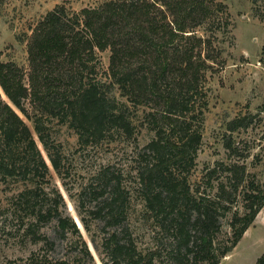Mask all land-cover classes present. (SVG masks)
Returning <instances> with one entry per match:
<instances>
[{
    "label": "trees",
    "instance_id": "16d2710c",
    "mask_svg": "<svg viewBox=\"0 0 264 264\" xmlns=\"http://www.w3.org/2000/svg\"><path fill=\"white\" fill-rule=\"evenodd\" d=\"M213 1L107 0L71 14L57 6L29 41V88L15 64L0 61V87L9 100L0 92V180L31 185L15 198L33 219L27 231L55 221L57 233L77 235L90 257L76 223L61 209L65 204L58 190L52 191L50 204L39 206L48 200L50 167L19 113L32 121L61 179L68 170L48 122L74 129L83 147L115 137L131 140L138 124L153 132L143 145L134 139L132 172L102 165L76 194L84 229L89 231L93 221L102 226L101 242L95 243L102 264H221L236 247L264 207V185L247 182L244 164L208 167L199 185L189 183L208 109L206 71L218 57L212 42L195 36L188 25L215 18ZM106 49L111 51L108 86L116 87L122 100L100 78L97 51ZM30 96L33 113L26 108ZM247 124L236 119L228 129ZM225 144L231 148L229 141ZM239 196L243 212L233 210ZM134 198L153 228L146 248L133 237L129 208ZM228 213L231 238L220 245L221 220ZM256 264H264V254Z\"/></svg>",
    "mask_w": 264,
    "mask_h": 264
},
{
    "label": "rangeland",
    "instance_id": "374dc122",
    "mask_svg": "<svg viewBox=\"0 0 264 264\" xmlns=\"http://www.w3.org/2000/svg\"><path fill=\"white\" fill-rule=\"evenodd\" d=\"M107 0H0V61L15 64L29 88L31 72L28 44L35 28L48 12L57 6L69 14L79 13L84 8H98ZM134 1V0H131ZM153 0H151L152 2ZM214 17L205 22H190L188 27L195 36L212 42L218 57L206 71L205 91L208 109L202 129V141L196 166L189 175V183L195 188L202 181L204 171L215 165L244 164L247 182L264 185V0H214ZM221 3V4H220ZM218 18L220 19L218 22ZM221 22V23H220ZM204 55V54H203ZM111 51H97L100 78L110 88L111 95L122 100L116 87L108 86L107 76ZM2 98L9 102L0 87ZM26 108L33 113L31 96ZM33 132L44 159L50 167L51 181L46 186L48 200L39 206L50 204L53 190H58L65 206L61 209L70 216L86 243L90 257L84 252L82 241L70 232L57 233L56 222L39 224L27 231L32 218L15 203L17 194L26 184L18 179L0 180V264H102L95 243L103 237L101 225L90 223L86 231L80 221L76 194L81 185L102 165H115L125 173L134 168L135 140L145 144L152 136L147 126L138 124L136 136L131 140L109 138L99 145L83 147L78 144L74 129L57 120L48 122L52 140L60 146L68 174L61 179L52 169L47 153L34 133L33 123L21 113ZM245 119L246 127L235 131L228 124L236 119ZM116 139V140H115ZM229 141L231 148H226ZM247 182L244 185L246 188ZM64 183V184H63ZM243 212V200L239 196L233 210ZM141 206L133 199L129 208L133 237L141 248L151 245L152 226L143 219ZM228 213L221 220L217 243L229 244L231 238ZM264 254V207L253 224L246 230L236 247L221 264H256ZM163 264V263H161Z\"/></svg>",
    "mask_w": 264,
    "mask_h": 264
}]
</instances>
